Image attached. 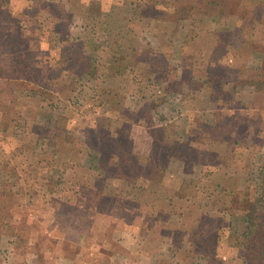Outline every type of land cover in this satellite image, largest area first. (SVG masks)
Returning <instances> with one entry per match:
<instances>
[{"label": "rangeland", "instance_id": "rangeland-1", "mask_svg": "<svg viewBox=\"0 0 264 264\" xmlns=\"http://www.w3.org/2000/svg\"><path fill=\"white\" fill-rule=\"evenodd\" d=\"M89 2L0 0V264H243L264 0Z\"/></svg>", "mask_w": 264, "mask_h": 264}, {"label": "crops", "instance_id": "crops-1", "mask_svg": "<svg viewBox=\"0 0 264 264\" xmlns=\"http://www.w3.org/2000/svg\"><path fill=\"white\" fill-rule=\"evenodd\" d=\"M91 1H94V2H97L100 6H101V13H100V15L99 16H102V15H106L107 13H109V12H113V9H115L114 7L117 5V3H118V1L119 0H91ZM86 3L87 4H89L90 2H89V0H86ZM149 4H151L150 2H149ZM152 5V4H151ZM154 6V5H153ZM156 9H159L158 7L156 8ZM158 11V10H157ZM159 12V11H158ZM101 19H104V20H106V17H102ZM100 22H102V24L103 25H105V21H100ZM101 31L102 32H110L111 30L109 29V28H107L106 26H102L101 27ZM87 55V53L85 54V55H83V56H86ZM86 57H88V56H86ZM89 58V61H90V66L92 67V63L94 62L90 57H88ZM61 64V66L63 65V62H61L60 63ZM171 162V161H170ZM184 164H187L186 162H184ZM182 169V168H181ZM173 177V179L175 180V181H177L178 183H179V186H183L182 185V181H183V174H180V175H178V176H172ZM204 178V177H203ZM203 178H201V180H203ZM165 179H168V177H166L165 176ZM203 181H205V180H203ZM222 189H224V187H223V184H222ZM227 188H225V190H226ZM225 190H222L223 191V193L225 192ZM178 191V190H177ZM176 190H175V193L177 192ZM225 193H227V192H225ZM167 195H170L173 199H169V200H166V199H164V200H166L167 202H169V203H171V202H173V203H175L176 201V199L178 198V195H173V194H171L170 192H168L167 193ZM179 197H181L180 195H179ZM217 202L219 203V201L217 200ZM168 206V209H163V208H161V207H156L155 205H149V209H151V211H154V210H152V209H156V211H160V210H163V211H170V209H174V204L173 205H167ZM184 211H185V209H184ZM163 228V227H162ZM218 228V227H217ZM220 230V227H219V229H218V233L220 234V232L221 231H219ZM135 238V241H137L138 243H140V245L142 244V248H144V243H146L147 244V240H149L150 238L148 237V234H147V239H146V235H144V233H142V234H137V236H134ZM157 240L158 241H160V236H157ZM131 244L133 245H136L134 242H133V239L131 238ZM113 242V241H112ZM114 243H117V244H120V243H122V242H114ZM159 245L160 244H157V245H155V246H157V248L156 247H153L152 245H149V244H147V246H148V248H149V254H150V252H155L156 253V251H157V249H158V247H159ZM152 246V247H151ZM220 246L221 247H224V243L221 241V243H219L218 245H217V248H220ZM102 248V249H101ZM101 250H103V247L101 246ZM216 247H215V250L213 251V253H212V255L213 256H215V257H217V254H216V249H217ZM121 249V248H120ZM119 249V250H120ZM173 249V248H172ZM100 250V251H101ZM140 252H142L143 253V250L140 248V246L139 247H137V248H133V247H131V246H127L126 248H125V255H128L129 256V259H131L132 260V258L133 257H135V256H137V255H139V254H141ZM168 254H170V255H172L171 254V248H170V250H169V252H168ZM203 256H201V258L200 259H203V257L205 256L204 255V253L202 254ZM206 259H207V256H206ZM157 261H159V256H157L156 257V259H155V262H154V264H158V262Z\"/></svg>", "mask_w": 264, "mask_h": 264}, {"label": "trees", "instance_id": "trees-1", "mask_svg": "<svg viewBox=\"0 0 264 264\" xmlns=\"http://www.w3.org/2000/svg\"><path fill=\"white\" fill-rule=\"evenodd\" d=\"M246 225L244 233L246 255L243 264H264V217L261 213L255 212L246 218Z\"/></svg>", "mask_w": 264, "mask_h": 264}]
</instances>
